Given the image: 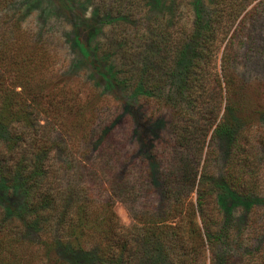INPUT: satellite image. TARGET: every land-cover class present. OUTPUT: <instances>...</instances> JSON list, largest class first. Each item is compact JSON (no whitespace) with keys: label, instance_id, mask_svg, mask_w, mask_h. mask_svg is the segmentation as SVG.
Returning <instances> with one entry per match:
<instances>
[{"label":"rangeland","instance_id":"obj_1","mask_svg":"<svg viewBox=\"0 0 264 264\" xmlns=\"http://www.w3.org/2000/svg\"><path fill=\"white\" fill-rule=\"evenodd\" d=\"M128 1L0 0V122L5 125L0 151L8 133L35 130L24 128L28 120L41 125L57 117L72 137L52 155L65 177L75 184L88 182L82 155L96 173L103 172L96 174V204L87 213L102 216L105 203L114 199L112 189L125 184L138 189L146 179L152 186L140 190L136 203L159 211L158 177L176 169L170 110L191 103L175 94L178 76L171 74L175 66L169 55L156 73L163 89L147 91L150 62L142 55L144 42L161 31L173 38L202 35L214 3H250L236 26L231 64L216 95L206 93L198 101L208 107L204 118L195 119L201 134L193 132L202 145L196 181L207 188L216 214L211 229L221 234L213 246H205L204 264H264V0ZM212 65L204 64L205 71ZM216 108L210 126L205 117ZM53 136L61 134L55 130ZM23 199L18 183L0 181V239L9 224L22 219ZM112 212L123 228L133 224L121 202L112 203ZM83 229L81 251L63 246L46 254L33 231L25 230L20 243L0 241V264H94L96 252L87 251L97 222Z\"/></svg>","mask_w":264,"mask_h":264},{"label":"trees","instance_id":"obj_2","mask_svg":"<svg viewBox=\"0 0 264 264\" xmlns=\"http://www.w3.org/2000/svg\"><path fill=\"white\" fill-rule=\"evenodd\" d=\"M249 4L214 3V9L205 20L207 25L202 35L197 32L182 33L186 35L178 34L173 38L167 31H161L158 36L144 42L142 55L150 62L144 82L147 91L155 94L163 89L162 76L157 77L156 73L162 69L164 58L169 55L175 66L171 74L178 76L175 94L191 103L190 108L183 106L170 110L168 125L176 169L167 168L158 177V191L162 198L159 211L136 203L140 190L144 188L145 193V189L152 186L145 183L149 182L146 179L138 189L126 184L112 189L110 196L114 199L105 203L102 216L87 213L96 204L92 188L96 186V174L103 172L96 173L95 165L82 155L88 182L72 183L61 167L55 165L52 156L61 150V144L69 143L72 137L61 130L57 117H48L41 125L36 119L28 120L24 128H35L32 133L19 130L7 134V128L3 129L7 136L3 141L4 149L0 151V181H15L20 185L24 215L21 220L6 227L1 244L6 246L22 242L21 232L30 229L45 254L63 246L70 247L71 251H81L80 239L85 237V223L97 222L96 238L88 234L91 248L87 253L92 256L95 254L93 250L96 252L94 264H204L205 246H213L221 234L211 229L216 214L210 206L212 199L208 197L207 188L202 180L196 181L202 145L194 138L193 131L201 134L195 119L204 118L203 113L208 108L198 101L203 100L206 93L213 98L215 87L220 86V77L225 76L232 60V37L236 26L249 13H243ZM162 51L165 54L161 56ZM130 60L135 63L136 57L130 56ZM209 62L213 64V69L208 73L204 64ZM207 112L210 115L205 120L211 126L218 110ZM1 126L5 125L0 122ZM220 129L221 125H217L216 132ZM36 130H41V134L37 135ZM55 130L59 131L60 137L53 136ZM115 200L124 205L133 222L130 227L123 228L115 218L112 212ZM64 236L69 237L68 240L73 238L74 244L67 242Z\"/></svg>","mask_w":264,"mask_h":264}]
</instances>
